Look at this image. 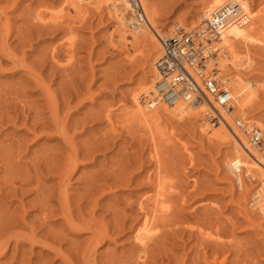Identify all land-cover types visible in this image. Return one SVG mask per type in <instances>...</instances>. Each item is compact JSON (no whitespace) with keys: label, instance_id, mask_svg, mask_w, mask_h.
Instances as JSON below:
<instances>
[{"label":"rangeland","instance_id":"obj_1","mask_svg":"<svg viewBox=\"0 0 264 264\" xmlns=\"http://www.w3.org/2000/svg\"><path fill=\"white\" fill-rule=\"evenodd\" d=\"M65 1L0 0V237L9 238L6 252L0 250V264H65L67 259L63 256L75 264H84L83 252L91 235L66 225L61 211L62 202L65 204L62 193L68 196V206L76 220L86 218L100 228L111 227L118 211L121 217L122 211L129 214L134 207L136 211L140 200L155 194L157 174H163L160 179L169 195L166 204L171 211L174 209V218L170 217L178 218L167 219L163 224L173 222L176 227L161 226L160 241L163 243L164 239L165 243L159 241L162 249L156 244L153 247L160 250L155 249V253L152 247L156 258L158 253L166 252L161 256L167 259L159 256L161 259H149L146 264H193L196 258L199 263L194 264H264V191L252 170L248 172L238 162L233 142L213 136L218 125L217 112L212 109L200 115L193 109L197 115L191 112L179 121L160 114L149 123L153 131L139 119L131 118L135 111L132 96L139 92L143 80L155 77L149 67L159 51L146 46V41L134 40L133 44L139 43L134 44L135 48L128 46L129 39L119 40L107 8H89L86 16L80 18L69 11ZM246 1L250 3V13L264 14V0ZM206 2L142 1L153 9L156 29L162 37L176 23L188 27L194 21L198 24ZM125 28L129 29L127 25ZM253 36L255 41L236 44L242 54L246 49L250 51L251 70L244 78L255 82L259 91L244 115L253 127L264 131V29H258ZM217 66L223 76L234 74L221 69L220 61L216 70ZM202 100L205 98L199 99ZM158 110L160 106H151L150 113ZM108 113L112 114L110 120L104 117ZM238 114L234 111V117ZM204 122L206 131L200 127ZM62 128L81 151L82 162L64 185H58L66 154L58 131ZM151 132L155 133L150 135ZM261 151L264 149L255 150ZM234 161L240 164L239 170L232 166ZM124 175L128 176L126 184ZM21 184L24 191L20 190ZM40 206L51 209L46 221ZM138 219L139 215L131 224ZM25 223L33 225L37 236L53 239L54 246L31 243L27 235H22L18 248L15 232L28 231ZM127 226L130 224L121 232L110 230L108 241L95 247L92 264L139 263L133 259V229ZM164 229L170 231L165 233ZM203 230L210 233V239L205 238L212 240L211 244L205 238V242L201 240L203 245L198 243ZM214 239L220 240L219 245L222 241V250L219 245L216 248V242L212 243ZM201 251L208 256L206 263L200 260Z\"/></svg>","mask_w":264,"mask_h":264},{"label":"bare ground","instance_id":"obj_2","mask_svg":"<svg viewBox=\"0 0 264 264\" xmlns=\"http://www.w3.org/2000/svg\"><path fill=\"white\" fill-rule=\"evenodd\" d=\"M142 1L143 0H141V2ZM228 1L229 0H207L202 14L198 16V24H200L203 21V19L209 13L213 12L214 10L219 9L221 6L225 5ZM237 1H239L240 4H241V8H242L241 9L242 10V15L241 16L243 18H242L241 21H233V22L229 23L226 26V28L224 29V31H223V34H222L221 39H220L221 40L220 45L218 44L219 41L217 43V45L219 47V53H218L216 61L217 62L220 61V68L221 69H229V70H231L234 73V74L228 75V76L224 75L225 76L224 77L223 75L220 74V70H219V68L217 66L218 78L221 79L222 82L226 83V85L228 86V88L230 89V92H231L232 104H231L230 108L229 107H227V108L221 107L218 104L214 103L213 99H212V97L210 95H207L206 97L204 96L205 100H202V101H199V100L195 101L194 97L191 98V99H187V100L179 99V100H176L172 105H166L165 103H163L161 101H155L154 100V96H155L154 95V83L156 82V79L158 78V71H157V69L155 67V61L157 60V58L160 55V47L158 46L157 42H159V39H160V37H162V34L158 31V28L156 29V24L157 23L155 24L156 21L154 22V17H155L154 16V12L152 11L153 9L151 10L150 7L144 6L143 3H142L143 9H144V12H145V15H146V22L144 24L140 25V27L132 30V29H126L125 28V25H127V17H129L128 16L129 13L125 10V7H124L125 0H66L65 3L67 4L66 6H68L69 11L74 12L75 15H77V17H80V18H82V17L84 18L86 16L87 12L89 11V8L92 9V10L93 9H95V10L97 9L98 10V9H100L102 7L107 8L108 12L111 15V17L114 19L113 21L115 22V27H116L115 30L118 31V32L116 31V34L118 33L120 35L119 40L122 39V41H125V40L129 39L131 42L128 43V46H132V47H134V46L139 44V43H137V44L134 43V44H136V45H134L132 43L134 40L146 41V42H148V45L146 43V46H148L149 48H155V50L159 51L158 52L159 55L155 54V56L153 57V61H150V67H149L150 71L153 73V75L155 77L153 79L149 78V79L143 80L144 82H143V85L141 86V89L140 90L138 89L139 92L132 96V103H133V107L135 109L133 114H134L135 117L132 116L131 118H134V120L135 119H137V120L139 119L138 121L143 122L147 126L148 130L153 131L152 130L153 128L149 127V126H151V124H149V123L153 122V120H157L159 118L160 114L163 115V116L167 115V116H169V118L170 117L171 118L174 117L173 119H176V120L179 119L180 120L185 115H187V114L190 115L191 112H192L191 114L193 115V112L195 111V110L193 111V109H196V113L200 114V115H204L206 112H212L213 110H215V112H217V116L219 118H218V125H217V127H215L216 130L214 129L215 132H213V136L215 138H217V139L221 138V139H225L226 141L233 142L232 146H233V150H234V153H235L234 155L237 156V158H238L237 160H239L238 162L242 163L243 166L246 167L247 171L248 170H252L251 172L253 173L254 176L252 174L250 176H253L255 179H257L259 181V184L261 185V189H262V191H264V151H261V152H258V153L255 152V150L256 151H260L261 149H264V131H262V129H260L261 133H262V142L259 145H252L248 141V135L245 132V129H242L241 127H240V129H237L236 124H235L237 121H240L247 128H250V127L254 128L252 123H250V121H247L246 118H245V115H244L246 113L245 111L248 110V108H250V106L253 104V101L255 100L256 96L258 95L257 93L259 92L258 89H257L258 88L257 84L255 82H249L248 79L244 78V75L246 74V72L248 73V71L251 70L250 67H251L253 58L251 59V57L249 55L250 51L248 52L247 49H246V52L244 51V54H242L241 51H240L241 52L240 53L238 51L239 49H237L240 45L239 46H237V45L239 44L238 41L240 42V44L241 43L248 44L250 41H255L256 40V39L252 40V39H254L253 37L256 36V35L253 36V34L255 32H257V30L260 29V28L264 29V14H262V15L261 14L254 15V14L250 13V5H249L250 3H248L246 0H237ZM194 22L191 23L192 27L198 25V24H196ZM178 24L179 23H176V25H178ZM174 26L175 25H173V27ZM171 32H172V29L169 31V33L166 36H168ZM255 43H257V42H255ZM254 46H256V45L254 44ZM135 48H137V46ZM221 48H223V49H222V53L220 54ZM246 48H247V45H246ZM154 80H155V82H154ZM49 101H51V99ZM52 102H53V99H52ZM51 104H53V103H51ZM153 105L154 106H160V110L155 111L153 113H150L151 106L154 109ZM52 108H53V106H52ZM234 111L236 113L240 114V115L238 114L239 117H234L235 116L234 115ZM196 113L194 115H197ZM130 114H131V112H130ZM111 115L112 114L108 113L104 117L107 118L108 120H110ZM53 116H54V113H53ZM231 119L234 120V122H233L234 124L232 123ZM52 121H53V119H52ZM205 123L206 122L202 123V125L200 126L203 131H206V129L208 127V126L204 127ZM109 124H110V122H109ZM58 125H59V123H58ZM58 125H56V127ZM261 126L264 127V125H261ZM63 127H64V125H63ZM64 128L58 129V131L62 133V134L60 133V135H62L61 138H62V140L64 139L63 141L65 142V146H66V149H65L66 150V154L63 157L64 159L61 161V166L60 167H62V169L59 172L58 181H57V184L59 183L61 185L68 180L70 175H72L74 173V171L78 168L79 163L82 162L79 159V155H80L81 151L79 152V150L76 148V145H74L73 141L71 139L67 138L68 135L65 134L67 131L64 130ZM150 128H152V129H150ZM145 129H146V127H145ZM148 130H146L147 134H149V132H150ZM227 131H229V133H231V134H228ZM151 134H152V132L150 133V135ZM231 135H233V138H231ZM70 136L71 135H69L68 137H70ZM246 137H247V139H246ZM147 138L150 139V136L147 137ZM232 139H234V140H232ZM148 142H149V140H148ZM87 150H88L87 152H89L90 149L88 148ZM85 152H82V153H85ZM87 154H89V153H86L85 155H87ZM232 154H233V151H232ZM154 162H155V160H154ZM238 162L237 161L232 162L233 163L232 166L236 170H239V167H240V164ZM154 173L157 174V171L156 172L154 171ZM160 173H161V171H160ZM162 175L160 176L159 174H157L155 176V178L157 180V182H156L157 184L155 183L156 184V186H155L156 188H155V192H154L155 194H153L151 196H148L146 199L144 198V200H140L139 202L138 201H133V202H138L137 203V207H136V211L134 210L135 207H134V209H132L135 212L130 211L129 214L128 213L124 214L125 211L123 212L122 211L123 208H122L121 211H122V215L123 216L121 217V215H120L121 212L119 213V211H118L117 214L120 215V216H118L117 214H114V215H117V217H114V219L116 218V220H114L112 218L114 223H113V225L111 227L105 225L102 228H100L95 223H93V221H89L86 218H85V220L84 219L76 220L75 217L71 213L72 210L69 209L70 205L68 206V196L65 195L66 193H62V195L64 194L63 197L65 196L64 197L65 204L62 202L61 211H62L64 222L66 223V225L71 226V227L73 226L75 228V230L77 229V230L81 231V233L89 232L90 235H91L88 243L85 246L84 252H83V258L85 260L84 264L85 263L86 264H92L91 263L92 262L91 259H92L93 253H95L94 252L95 251V247L96 246H100V244L102 242L106 241V240L108 241V239L112 236V235L109 234L110 230L113 229V232H119V231L121 232L126 227V224H130V226L129 227L127 226V227L129 229H133V236H132L133 240H134L133 248H135V255H134L135 258H133V259H135V261L139 262L137 264H146V262L149 261V259H151L152 262H153V261H156V259L158 260V258H160V257H162V259L165 257V255H164V257L161 256L164 253H166V252H163L162 250L161 251L163 252V254L159 255L161 252L158 253V258H156L155 254L152 253V251H153L152 247L153 246H156V244H157V247H161L162 245L165 244L164 243V239H163V243H162V241H160L162 239V237H163V235H162L161 239H160V235H161L160 232L163 231L161 229H163L164 226H166V225L170 226L169 224H171V223H169V224L166 223V225L163 226V224H165L164 221H166L167 219H169V221H171L172 220L171 218L174 215V214L172 215V213H171L172 211H174V209H172V211H171L170 210L171 208L168 205V203L166 204V200H167L166 199V195L168 194V191H165L163 182H161L160 177H162ZM124 177H125V175L123 176V178ZM147 177H149V176H147ZM25 178H24V180H25L24 182H28L26 180L27 178L26 179ZM115 178L118 179V177H115ZM127 178H128V176L123 179L125 184H126L125 180ZM148 179H150V177ZM113 180H115V179H113ZM123 180H121V181H123ZM117 181H120V178H119V180H116V183H117ZM128 181H130V179H128L127 182ZM23 185L24 184H21V186H20L21 187L20 188L21 191H24L22 189ZM152 186H153V184H152ZM14 189H15L14 191L16 192L17 191L16 188H14ZM151 192H153V191H151ZM171 195L172 194H170V196ZM173 195H174V193H173ZM175 195H176V193H175ZM167 196H169V195H167ZM62 199L63 198H61L60 201H62ZM137 199H139V198H137ZM44 200H46V199H44ZM93 201H94V199H93ZM169 201H171V200H169ZM94 204L95 203H93V206H94ZM126 204H127V202H126ZM170 205H173V204H170ZM132 206H130V207H132ZM41 207L42 206H40V208ZM44 207H46V206H44ZM48 208L49 207H47V209L44 208L45 210L42 209L43 211H40V212H43L44 215H46L45 216V221L47 219L46 217H48V215H49L48 213H50L48 211H51V209H48ZM127 208H128V206H127ZM124 209H125V207H124ZM117 210L118 209H116L115 211H117ZM129 210H130V208H129ZM175 211H176V209H175ZM196 211H199V210H196ZM201 211H202V209H201ZM203 211H205V209ZM45 212H47V213L45 214ZM176 212L178 213V211H176ZM176 212H175V214H177ZM207 212H203V213H207ZM133 213H135L136 215H134ZM51 214H52V212H51ZM138 215H139L140 219H138V221L135 224L134 223L131 224L133 219L135 220V219L138 218ZM170 216H172V217H170ZM119 217H121V218H119ZM43 218L44 217H42L41 219H43ZM177 218H175V219H177ZM202 218H204V217H202ZM129 219H131L129 221L130 223L128 222ZM175 219H173V220H175ZM182 220H184V219H182ZM176 221H178V220H176ZM176 221H175V223H176ZM42 224H43V222H42ZM173 224L174 223L172 222L171 227H172ZM179 224H181V223H179ZM25 226L29 228L28 231H26L25 229H21L22 231H16L15 232L14 238L16 239V242H17L16 246H18L19 243L20 244L22 243V242H19V238L23 237L22 235H27V237H28L27 239H29V241L31 243H34V242L40 243V244H42V245H44L46 247H51L50 245L54 244L53 243L54 242L53 239H49V238H47L45 236H43V237L42 236H37V233L34 232V227H33L32 224L29 223V225L27 226V223H25ZM161 226H163V228H161ZM174 226H175V224H174ZM198 226H199V224H198ZM181 227H182V225H181ZM203 227H204V225H203ZM170 228H168V229H170ZM168 229H167V231L164 229L166 231L165 233L170 231ZM178 230H182V229H178ZM191 230H192V228H191ZM207 230H209V232H210L209 227H208ZM199 231H197V232H199ZM174 232H175V230H174ZM176 232H177V230H176ZM179 232H177V233H179ZM202 232L203 233H199L200 236L198 235L200 237V240L198 239L199 240L198 243L203 245V243L206 240L205 236L207 237V240L210 239L209 238L210 237L209 236L210 233L207 232V231L205 232L204 230ZM162 234H164V233L162 232ZM171 236H173V234ZM171 236H170V238H171ZM10 237H12V236H10ZM199 237H197V238H199ZM202 238L203 239L205 238V240H203ZM171 239L173 240V237ZM201 240L204 241V242L202 243ZM215 240L216 239H214V241L212 243L216 242L215 245H216V248H217V246L219 245V243L217 241H220V240H216V241ZM159 241L162 243V245H160ZM211 241L212 240H209L207 242H210V244H211ZM196 242H197V240H196ZM221 243H222V241L220 242V245H221ZM8 245H9V238H1L0 237V250L2 249L3 252H6V249L8 248ZM158 245H160V246H158ZM220 245H219L220 250H222V246H220ZM209 246H212V245H209ZM209 246H208V249L210 248ZM227 246H228V244H227ZM227 246H225V247H227ZM18 248H19V246H18ZM213 248H215L214 245H213ZM213 248H212V250H213ZM57 249H58V247H57ZM155 249H157V248H154V251H155ZM161 249H162V247H161ZM157 250L159 251L160 249L158 248ZM157 250L155 251V253L158 252ZM163 250H165V249H163ZM200 250H202V249H200ZM195 251H197V250H195ZM214 251H215V249H214ZM214 251H212V253L216 252V251L215 252ZM87 252L89 253V255L87 254ZM132 253H133V251H132ZM200 254L202 255L203 252L201 251V253H199V255ZM224 254H223V256H224ZM61 255H62V253H61ZM173 255H175V254H173ZM211 256H213V255H211ZM214 256H215V254H214ZM63 257L65 259H67L65 261L62 259L65 262V264H75L70 259L66 258L65 256H63ZM130 257H127V258L129 259ZM200 257H203V258L200 259L201 261H202V259L205 260V262L204 261H202V262L206 263L208 261V256L205 255V253L203 254V256H200ZM209 257H210V254H209ZM215 257H211L212 260ZM168 258H169V256H168ZM175 258H176V256H175ZM165 259H167V256L165 257ZM168 260H170V259H168ZM212 260H211V262H212ZM216 260L217 259H215L213 261H216ZM235 260L237 261V259H235ZM195 261H197L199 263V260L197 258L195 259ZM195 261H194V263H195ZM124 262L126 263V261H124ZM197 262H196V264H197ZM209 262H210V260H209ZM237 262H235L234 264H237ZM133 264H134V261H133ZM232 264H233V262H232Z\"/></svg>","mask_w":264,"mask_h":264},{"label":"built area","instance_id":"obj_3","mask_svg":"<svg viewBox=\"0 0 264 264\" xmlns=\"http://www.w3.org/2000/svg\"><path fill=\"white\" fill-rule=\"evenodd\" d=\"M129 13L127 26L136 29L146 22L141 0H125ZM241 4L229 0L219 9L209 13L194 27L175 25L172 32L160 37V55L155 61L158 78L154 83V100L172 105L179 99L195 98V101L210 95L213 102L221 107H231L232 96L225 82L218 78L215 65L220 41L226 26L242 20ZM237 129H245L252 145L262 142L261 130L248 129L237 121Z\"/></svg>","mask_w":264,"mask_h":264}]
</instances>
